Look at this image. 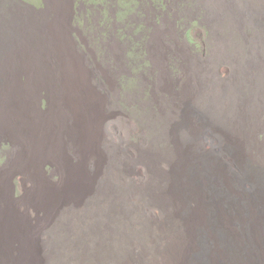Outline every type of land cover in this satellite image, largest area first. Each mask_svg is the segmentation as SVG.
Listing matches in <instances>:
<instances>
[{
	"label": "rangeland",
	"instance_id": "obj_1",
	"mask_svg": "<svg viewBox=\"0 0 264 264\" xmlns=\"http://www.w3.org/2000/svg\"><path fill=\"white\" fill-rule=\"evenodd\" d=\"M29 11L23 47L0 58V264H88L107 233L90 217L120 227L125 205L178 166L205 205L264 202V0H30ZM201 159L222 167L211 185ZM142 213L161 218L156 205ZM196 238L191 263L207 264Z\"/></svg>",
	"mask_w": 264,
	"mask_h": 264
},
{
	"label": "bare ground",
	"instance_id": "obj_2",
	"mask_svg": "<svg viewBox=\"0 0 264 264\" xmlns=\"http://www.w3.org/2000/svg\"><path fill=\"white\" fill-rule=\"evenodd\" d=\"M29 7L30 0H0L1 59L12 56L23 47L24 40L27 39L23 35L26 31L25 26L29 24ZM261 75L263 76L262 72ZM248 107L249 111L256 109L254 103L248 104ZM234 109L235 106L230 107L231 114H234ZM231 114L229 115L232 116ZM240 127L243 128V123ZM186 141L187 138H185ZM201 163L203 176L210 185V182L219 180L223 172L220 173L222 167L219 168L218 162L204 159ZM179 172L181 173V166L169 174L171 183L166 182L160 186L158 185L160 180L156 179L152 190L141 189L135 195L137 208H134L132 204L128 205L129 207L124 204L125 211L128 212L125 217L122 216L124 222L120 227L113 223L105 227L104 224L100 225V217L96 215L90 217L89 224L92 227L95 226L96 233L104 229L107 233L103 241L93 235L91 247L96 250L98 247L99 250L98 252L93 250L92 260L88 264H192V256L200 248L197 242L198 237L196 238V234L200 231L206 234L209 244L206 253L207 264H264V202L250 204L249 207L242 204L235 206L236 204L232 205V201L228 199L218 198V207L205 205L201 199L205 190L197 189V182L190 184L187 176L183 177L184 184H182ZM188 173L186 171V174ZM84 175L75 177L78 186H75L74 190L80 191L83 188L82 181L84 178L86 180ZM127 192L133 194L131 189ZM154 193L160 194L163 199H159ZM126 195L127 193L124 194L125 197ZM191 202H194V208L190 207ZM151 205L160 208L161 218L154 224L142 213L143 207ZM106 207V211L111 209L109 205ZM207 207L213 211V217L208 215ZM127 216L129 217L126 218ZM70 218L71 216L65 217L64 221L67 222ZM74 218L76 232H80L81 221L77 220L80 218ZM211 219L213 224L210 223ZM214 228L224 231L229 237L225 234V238L218 239L214 236L216 232L213 233ZM64 233L65 238L62 235L60 243L65 247L69 237L67 232ZM246 233L248 236L245 235ZM77 238L80 239L79 236ZM64 247H61L59 256L63 254L65 256ZM76 256L79 255L75 254L74 260H77V262L74 261L75 264L78 262L85 264ZM7 264L28 263L23 259V261L15 260L14 263ZM56 264H64V257L58 258Z\"/></svg>",
	"mask_w": 264,
	"mask_h": 264
},
{
	"label": "trees",
	"instance_id": "obj_3",
	"mask_svg": "<svg viewBox=\"0 0 264 264\" xmlns=\"http://www.w3.org/2000/svg\"><path fill=\"white\" fill-rule=\"evenodd\" d=\"M78 1L80 2V0H78ZM161 1H162V3H165V2H166V0H161ZM173 1H175V2L177 1V2H178L179 0H173ZM162 8L164 9V8H165V5H162ZM181 10H182V8H181ZM177 13H178V12H173L174 15L177 14ZM163 15L165 16V13H163ZM169 15H170V14H169ZM164 16H163V17H164ZM167 16H168V15H167ZM172 16H173V15H172ZM170 19H171V15H170Z\"/></svg>",
	"mask_w": 264,
	"mask_h": 264
}]
</instances>
